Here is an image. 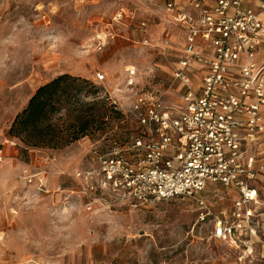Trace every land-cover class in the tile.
<instances>
[{
	"label": "rangeland",
	"instance_id": "obj_1",
	"mask_svg": "<svg viewBox=\"0 0 264 264\" xmlns=\"http://www.w3.org/2000/svg\"><path fill=\"white\" fill-rule=\"evenodd\" d=\"M120 8L150 16L152 45H143L137 35L136 44L116 37L97 47L96 35H105ZM160 28L175 31L158 0H0V147L5 151L0 171L8 172L0 194L6 206L18 210L12 221L5 209L9 220L0 228V264H264V232L249 251L213 239L211 226L196 220L193 198L138 207L112 203L93 212L84 207L85 197L77 192L83 179L73 174L96 167L114 140L135 131L129 118L120 121L107 111L85 136L62 149H25L8 134L36 89L64 73L87 80L72 91L78 104L98 102L106 89L112 95L124 91L129 66L137 70L138 88L161 92L166 76L155 48ZM98 73L105 74L103 81H95ZM68 108L53 115L52 123L64 128ZM44 155L56 159L44 164ZM28 172L40 175L27 183ZM259 193L264 206V187Z\"/></svg>",
	"mask_w": 264,
	"mask_h": 264
},
{
	"label": "built area",
	"instance_id": "obj_2",
	"mask_svg": "<svg viewBox=\"0 0 264 264\" xmlns=\"http://www.w3.org/2000/svg\"><path fill=\"white\" fill-rule=\"evenodd\" d=\"M164 19L183 32L175 58L170 39L155 44L157 55L171 70L170 83L182 84L179 101L161 92L138 88L135 67L126 68L125 90L108 102L135 122L136 129L114 140L98 164L75 172L82 177L84 207L90 211L119 206H148L173 198H193L196 220L211 226V237L252 250L264 232V206L256 185L264 173L258 161L264 132V0H158ZM149 15L118 9L97 47L134 26L141 43L152 45ZM195 77L199 82L195 85ZM98 73L95 81H103ZM123 121V120H122ZM125 121V120H124ZM5 151L0 147V163ZM55 155H44L49 164ZM40 173L28 172L33 183ZM38 182L43 185L42 179ZM74 192V191H73ZM79 196V195H78ZM83 201V199H82Z\"/></svg>",
	"mask_w": 264,
	"mask_h": 264
},
{
	"label": "trees",
	"instance_id": "obj_3",
	"mask_svg": "<svg viewBox=\"0 0 264 264\" xmlns=\"http://www.w3.org/2000/svg\"><path fill=\"white\" fill-rule=\"evenodd\" d=\"M86 82L87 80L64 73L40 85L29 98L26 107L14 117L8 130L9 136L18 138L25 149L44 146L62 149L85 136L88 129L95 125L97 119L104 117L107 111L122 121L123 114L102 94L99 95L98 102L78 104V101L72 100V91L78 89L77 85L80 83ZM66 104L69 107L70 122L62 128L52 123L51 118ZM68 129L73 131L63 132Z\"/></svg>",
	"mask_w": 264,
	"mask_h": 264
},
{
	"label": "crops",
	"instance_id": "obj_4",
	"mask_svg": "<svg viewBox=\"0 0 264 264\" xmlns=\"http://www.w3.org/2000/svg\"><path fill=\"white\" fill-rule=\"evenodd\" d=\"M177 1H182V0H177ZM244 3L249 4L250 2L248 0H245ZM141 16L142 15H139V17H141ZM173 27L175 28L174 32H171L167 29L160 28L159 29L160 39L157 42L162 40V38H164V37L170 39L171 44H172V48H173L172 57L175 58V56L178 55V51L180 50V48L183 45V32L178 27H176V26H173ZM154 28L155 27L153 26V23H151L149 28H148V36L150 39L152 38V36L155 33ZM123 31H124L123 35L119 36V37L122 39H125L126 41L131 42V44H133V42L135 41V38H137V35L139 37H141V35L143 36V34L138 32L134 26L123 27ZM131 37H133V39ZM134 43L136 44V42H134ZM158 58H159V60H161L159 56H158ZM258 59H259V61H264V43H263L261 51L258 55ZM160 67L162 69L161 72L164 74V76H166L164 79L166 81L164 82V81H162L163 79H161V82L159 85L162 86L164 88V90L166 91V98L170 101H173V102L179 101L180 100V96H179L180 91L183 90L182 84L180 82L176 81V82H174V84L172 86L168 87V85L170 83L171 70H170L169 66L164 62L160 63ZM198 82H199V77H195L194 84L196 85ZM262 111H263V117H264V107H263ZM262 138H264V132L260 135V138H259V145H258V161L259 162H264V155H263L262 151L260 150L261 142L263 141ZM6 172H7V169L0 171V183H2V180L5 178L4 176L6 175L5 174ZM256 185H257L258 191H260L261 187H264V173H260L258 175ZM71 192H73V191H71ZM65 198H66V200L68 199L67 196H65ZM9 206H6L5 201L3 199V194H0V208H2L1 212H0V228L3 225L7 224L8 220H9V218L7 217V214H6L7 212L5 209H8V208L10 209L9 213H10V217H11L12 221L18 215V212H17L18 210L11 205H9ZM6 207H8V208H6ZM0 230H3V229H0Z\"/></svg>",
	"mask_w": 264,
	"mask_h": 264
}]
</instances>
